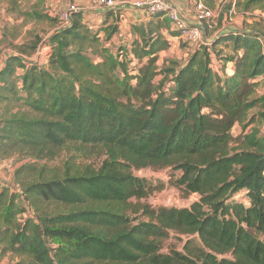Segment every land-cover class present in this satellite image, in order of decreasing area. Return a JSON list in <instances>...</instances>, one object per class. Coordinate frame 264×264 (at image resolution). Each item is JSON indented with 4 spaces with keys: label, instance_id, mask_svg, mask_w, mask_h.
I'll use <instances>...</instances> for the list:
<instances>
[{
    "label": "trees",
    "instance_id": "obj_1",
    "mask_svg": "<svg viewBox=\"0 0 264 264\" xmlns=\"http://www.w3.org/2000/svg\"><path fill=\"white\" fill-rule=\"evenodd\" d=\"M8 1L14 11L31 0ZM238 5L264 9V0ZM107 15L93 30L83 12L72 14L45 41L44 65L23 63L35 41L16 46L0 69V160L27 159L14 171L20 193L0 184V260L264 264V26L226 30L184 64L158 70L168 18L134 22L129 46L114 53L105 43L118 23L105 25L120 16ZM213 54L223 67L233 62L231 75L213 70ZM62 153L59 167L46 165ZM92 158L97 166L84 163ZM144 168L179 172L172 185L198 199L181 208L141 203L158 189L132 172ZM240 191L247 204L234 200ZM20 198L33 211L23 219ZM170 232L185 240L164 253Z\"/></svg>",
    "mask_w": 264,
    "mask_h": 264
},
{
    "label": "rangeland",
    "instance_id": "obj_2",
    "mask_svg": "<svg viewBox=\"0 0 264 264\" xmlns=\"http://www.w3.org/2000/svg\"><path fill=\"white\" fill-rule=\"evenodd\" d=\"M122 6V16L124 18H119V21L114 20V16L108 18L107 24L116 25L121 19H126L125 14L127 13L128 4L123 3L124 0H117ZM186 1V0H185ZM204 3L213 13V17L208 22H200V26L204 28L205 37L210 41L211 39H217L218 36L225 32L226 30H241L248 26L257 24L258 26H264V9L255 7L250 9L243 8V5H238V0H203ZM70 5H75L83 10L85 20L92 26L100 28L103 26V21L108 16L106 8H103L97 4V0H31V1H21L17 4V10H10V4L8 0H0V69L3 68L5 58L12 54H18V49L16 46H20L24 43H30L37 41L36 48L30 54H22V60L25 65L30 63H36L39 65H44L47 61L40 52L43 46L46 47L45 41L48 36L53 33L55 28L59 26L58 14L65 11ZM192 2L187 1V7H191ZM27 10L29 12L35 11L36 13L42 15L40 19L33 18H23L19 15V11ZM99 11V12H98ZM98 13L97 19L91 20L89 14ZM126 12V13H125ZM192 14V13H190ZM191 16H189L190 18ZM148 18V17H147ZM185 18V17H184ZM123 21V20H122ZM196 22V21H195ZM128 33L130 34V23H127ZM117 31L110 38V40L105 43V45L114 53L122 49L126 44L125 39L129 38L127 36V30L124 28L126 34L118 35V25H116ZM95 30V29H93ZM175 34L172 31H164L165 36ZM177 35V34H175ZM174 36V35H173ZM100 37L103 39L104 35L101 32ZM217 37V38H216ZM131 40V38H129ZM197 47V45H189L181 39L170 40L168 47L158 54L156 65L157 69L170 67V66H180L185 63L189 54ZM218 48H221L218 47ZM50 49V48H49ZM6 56V57H5ZM211 66L213 70L218 71L219 74L223 72L228 76L231 74L229 65L223 67L222 61L215 54L212 55ZM22 71L19 70V74ZM161 74H158L156 80L161 78ZM260 80V79H259ZM264 93V82L261 81L259 87L257 88V94ZM257 109L250 112L255 114ZM257 117V115H256ZM251 127L248 126L246 130ZM261 134L264 136V120L261 121L259 126ZM240 133V126H234L232 134L237 136ZM65 158V153L53 160L46 162V165L51 167H59L62 164V159ZM27 159H19V157L14 156L8 159L0 160V184L7 186L10 190H15L20 193L19 188L14 183V171L22 164L25 163ZM42 163V162H41ZM85 164H93L97 166L99 159H89L84 161ZM135 176L146 179L153 185L157 186V190L153 191L146 198L141 199V203L148 204L151 207L158 206H174V207H188L191 203L198 199L196 194L187 195L182 189L172 185L170 178L172 176H177L179 172H175L171 168H144L140 170L132 171ZM234 200L243 202L247 204V199L244 191H240L234 197ZM20 205L24 208V212L20 215V219L32 215V209L28 204L19 199ZM138 218L136 215L132 216ZM139 219H142L139 217ZM264 240V236L261 237ZM185 236L178 235L174 232H170L168 237L162 242L161 251L167 253L171 249L182 250V245L184 243ZM13 258L10 255H5L0 260V264H12Z\"/></svg>",
    "mask_w": 264,
    "mask_h": 264
},
{
    "label": "built area",
    "instance_id": "obj_3",
    "mask_svg": "<svg viewBox=\"0 0 264 264\" xmlns=\"http://www.w3.org/2000/svg\"><path fill=\"white\" fill-rule=\"evenodd\" d=\"M192 2L191 13L198 25H189L181 11L171 5L167 0H124L123 3L128 4L143 17H150L155 14H163L170 22V31L175 32L177 36L189 45L209 46L211 43L205 37L204 28L199 24L202 21L208 22L213 17V13L206 6L203 0H186ZM97 4L111 12H119L122 18V6L117 0H97ZM83 12L82 9L75 5H70L65 11L58 14L59 26L56 30L68 27L70 25L71 16L74 13ZM119 26V24H118ZM44 58H48L50 49L43 46L40 50ZM22 71V69H20Z\"/></svg>",
    "mask_w": 264,
    "mask_h": 264
},
{
    "label": "crops",
    "instance_id": "obj_4",
    "mask_svg": "<svg viewBox=\"0 0 264 264\" xmlns=\"http://www.w3.org/2000/svg\"><path fill=\"white\" fill-rule=\"evenodd\" d=\"M167 1L171 5L176 7L179 11H181L183 16L185 17L186 22L189 25H198L197 22H195V19H194L193 15L190 14L191 13L190 12L191 11V7H187V1H185V0H167ZM127 10H128L127 13L125 12L126 13L125 14L126 19H121L120 22L118 23L119 24V26H118V35L119 36L123 35V37H124V35L126 34V32H124V28H125L127 30V36L129 38H131V35L128 33V26L129 25L127 23H130V24H133L134 22H138V23L139 22H143L144 23V22H146L148 20L149 17L147 18V17L141 16L138 12H136L134 9H132L130 7H127ZM189 16H191V17L189 18ZM89 17H92L91 20L97 19L98 13L96 12V13H94L92 15L89 14ZM122 18H124V16H122ZM89 27H91L93 29L96 28V26H92L90 24H89ZM55 30H56V28H55ZM165 37H166V39L168 41L180 39L177 35H174V36L173 35H168V36H165ZM129 38L125 39L126 40L125 41L126 43H124V44H126L125 46H129V43L131 42V40ZM3 64H4V62L2 63V65ZM226 65H229L230 70H231V74H232V72H233V62H228Z\"/></svg>",
    "mask_w": 264,
    "mask_h": 264
}]
</instances>
